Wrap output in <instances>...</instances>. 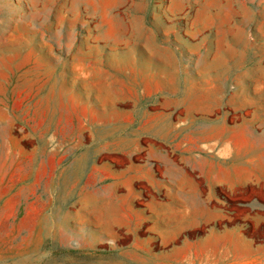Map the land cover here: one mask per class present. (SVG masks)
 Returning a JSON list of instances; mask_svg holds the SVG:
<instances>
[{"label": "rangeland", "instance_id": "obj_1", "mask_svg": "<svg viewBox=\"0 0 264 264\" xmlns=\"http://www.w3.org/2000/svg\"><path fill=\"white\" fill-rule=\"evenodd\" d=\"M181 1L0 0V264H136L128 252L148 247L128 227L93 237L89 178L110 194L118 169L121 215L142 220L149 189L128 166L146 159L113 142H175L165 120L190 109L198 55L202 90L209 45L239 59L247 36L250 62L264 22V0ZM232 214L217 224L245 221Z\"/></svg>", "mask_w": 264, "mask_h": 264}, {"label": "crops", "instance_id": "obj_2", "mask_svg": "<svg viewBox=\"0 0 264 264\" xmlns=\"http://www.w3.org/2000/svg\"><path fill=\"white\" fill-rule=\"evenodd\" d=\"M183 5L171 0L168 11L178 14ZM263 24L255 33L257 57L250 62L247 36L239 59L231 58L218 38L209 45L208 86L202 90L198 55L190 109L183 108L186 112L175 121L165 120L175 124V142H113L128 154L143 152L144 167L129 165L128 170L133 172L130 181L144 182L149 194L142 220H132L121 215L118 169L112 173L110 194L97 187L95 177L89 178L92 190L87 196L96 209L92 233L97 241L112 240L121 227H128L138 233L133 244H148L143 252H128L136 264H264V234L259 233L264 230ZM232 66L239 68L233 80ZM237 212H244L243 223L217 224ZM34 223L36 233H42L41 221ZM203 227L198 236L183 235ZM156 239L167 249L152 250Z\"/></svg>", "mask_w": 264, "mask_h": 264}]
</instances>
